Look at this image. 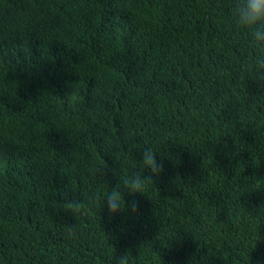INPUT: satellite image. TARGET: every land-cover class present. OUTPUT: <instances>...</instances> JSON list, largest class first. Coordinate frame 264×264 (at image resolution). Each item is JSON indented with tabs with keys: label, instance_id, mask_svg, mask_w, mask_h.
<instances>
[{
	"label": "trees",
	"instance_id": "trees-1",
	"mask_svg": "<svg viewBox=\"0 0 264 264\" xmlns=\"http://www.w3.org/2000/svg\"><path fill=\"white\" fill-rule=\"evenodd\" d=\"M234 4L0 0V264L264 261V79ZM146 142L139 214L98 210L96 166L111 188Z\"/></svg>",
	"mask_w": 264,
	"mask_h": 264
},
{
	"label": "clouds",
	"instance_id": "clouds-1",
	"mask_svg": "<svg viewBox=\"0 0 264 264\" xmlns=\"http://www.w3.org/2000/svg\"><path fill=\"white\" fill-rule=\"evenodd\" d=\"M234 24L248 37V44L256 52L254 57L249 58V68H255L261 79H264V0H235L234 4ZM67 103L75 107L76 97L69 96ZM133 149L140 152V158L135 156V168L125 174L122 166H113L110 170L113 176H119V182L109 188L105 177L108 174V165H97L95 171L104 181L105 187H101L91 194L90 200L94 206L98 205V210L105 207L108 212L115 216L121 213L128 215L139 214V204L136 200L126 201L124 189L130 194L147 193L150 185H155L163 172L164 166L157 159V148L149 143L133 144ZM116 160V159H115ZM147 173V175H145ZM71 206V205H70ZM78 209H74V212ZM75 230L70 227L69 237L75 236ZM178 235H175L176 237ZM194 259L189 264H194ZM112 264H132V253L125 251L117 254L115 250ZM249 264V261L247 262ZM257 264H264V261H257Z\"/></svg>",
	"mask_w": 264,
	"mask_h": 264
}]
</instances>
